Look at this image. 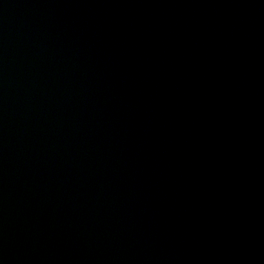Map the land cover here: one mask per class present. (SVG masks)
Instances as JSON below:
<instances>
[{"label": "water", "instance_id": "95a60500", "mask_svg": "<svg viewBox=\"0 0 264 264\" xmlns=\"http://www.w3.org/2000/svg\"><path fill=\"white\" fill-rule=\"evenodd\" d=\"M0 264H264V0H0Z\"/></svg>", "mask_w": 264, "mask_h": 264}]
</instances>
